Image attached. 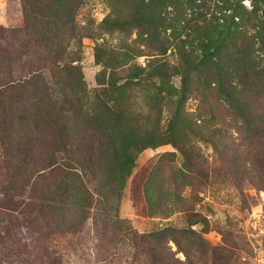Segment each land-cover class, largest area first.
<instances>
[{"label": "rangeland", "instance_id": "1", "mask_svg": "<svg viewBox=\"0 0 264 264\" xmlns=\"http://www.w3.org/2000/svg\"><path fill=\"white\" fill-rule=\"evenodd\" d=\"M116 1L84 0L75 15L74 39L63 43L66 54L57 64L61 68L51 72L54 64L45 62L44 51L36 56L24 47L28 39L21 0H0V58L8 57L0 63V82L23 81L42 68L51 88L47 94L64 107L60 113L63 134L73 143L64 148L52 120L31 115L34 109L28 97L33 96V86L22 84L0 98L4 106L14 92L23 98L0 112V264H152L153 251L139 241L166 227L187 230L178 235L182 248L190 252L189 259L173 242L167 244L181 264H264V154H248L245 146L232 153V143L237 141L234 125L213 120L209 128L222 126L228 131L226 139L215 150L194 138L192 169L198 171L191 173L171 137L157 143L171 124L182 77L170 76L165 84L152 78L148 84L122 82L110 87L113 77L126 76L119 67L126 60L116 64L113 60L123 57L126 46L141 50L134 62L125 64L132 68L135 64L147 71L148 64L161 58L171 69L182 71L183 61L189 59L197 66L193 72L195 68L207 78L212 73L232 85L238 83V73L245 74L244 63L252 62L264 87V0H230L228 9L219 0H175L180 14L170 3L159 11L152 9L158 12L151 21H159L161 34L169 40L163 56L158 54L161 36L151 38L146 31L139 37L133 29L127 34L103 25ZM117 8L124 13L126 5L114 11ZM197 10L208 12L206 17L217 24L221 39L213 38L215 32L194 19ZM217 40L220 49L208 52L204 45ZM149 44L153 49L148 51L145 45ZM205 57L213 62L207 67L199 63ZM65 66L68 69L62 70ZM193 72L189 76L195 81L200 75ZM213 85L211 81L213 94L208 95L206 106L210 114L242 126L229 116L232 112L225 104L218 106L224 103L223 97L218 99ZM162 86L171 88L175 96L169 97L165 88L157 90ZM188 96L185 116L194 123L201 119V94ZM40 98L44 99L40 104L46 105L42 92ZM124 121L149 132L143 143H157L135 151L127 175L115 152L117 135L128 127ZM154 126L157 134L152 140ZM67 171L79 174L93 197L92 209L87 208L89 213L78 223L66 217V208L74 201L65 186L75 185ZM147 192L156 202V212L163 208L160 214H153L147 205ZM178 195L193 209L188 214L179 211ZM194 212L201 214L202 223L191 218ZM198 239L203 246L197 247Z\"/></svg>", "mask_w": 264, "mask_h": 264}, {"label": "trees", "instance_id": "2", "mask_svg": "<svg viewBox=\"0 0 264 264\" xmlns=\"http://www.w3.org/2000/svg\"><path fill=\"white\" fill-rule=\"evenodd\" d=\"M127 4H123V0H117L115 4L112 6V13L105 17L103 21V25L108 28L115 27L121 33H127L133 29L137 31L136 35L141 37L142 33L147 31V34L153 37L161 36V40L158 43L159 49L158 54L163 56L167 53L169 40L167 37H164L159 28V21H151L152 14L158 9L162 10L165 7L166 3H170L171 6L175 9V11L180 14V8L175 0H148V3H145V0H125ZM223 3L222 6L228 7L230 4V0H219ZM84 0H21L23 19H24V28L26 30L25 37L28 39L26 46H24L27 52H32L38 56L39 53L44 51V55L42 56L45 62H50L54 64V68H50L49 70L53 72L55 69L59 70L60 66L57 64H62V58L66 54V48L64 44L66 42V38L69 40L74 39V27H75V15L78 9L83 5ZM126 5V10L123 11L121 9H115L117 6ZM157 7V8H156ZM156 10L151 12L152 9ZM228 9V8H227ZM156 11V15L157 12ZM208 12L201 10L194 14L195 20H200L203 25H206L211 31L213 30L216 34L213 38L221 39V33L219 30H216V25H212L214 22L211 20V17L208 18L206 15ZM126 15V16H125ZM159 20V19H158ZM208 30V29H202ZM146 34V33H145ZM148 40V39H147ZM137 42V41H135ZM150 42V41H149ZM209 42V41H207ZM220 40H217L214 45L205 44L204 47L208 49V52L211 48L220 49ZM145 48L148 50L153 49V45H145ZM125 49L127 52L123 54V57L120 59H113L116 63L119 60H126L125 64H128L127 61H135V59L139 56L138 48L133 50L130 49L129 46H126ZM148 50V51H149ZM202 51L206 53V50L202 47ZM138 52V53H137ZM155 59V58H154ZM154 62L147 65L148 70H143L141 67L133 68L131 65L127 66L125 64H120V68H124L126 72V76L119 78V76H115L110 80V87L117 88L119 83L128 84L130 83L133 86L141 85L142 81H146L145 83H149V80L152 78H157L161 80L162 83H166L167 79L170 76L178 75L182 77V85L180 90L177 93V97L174 99V113L171 118V124L167 127L166 131L162 134L161 139L157 143L165 142L163 139H167L171 137L174 143L173 145L180 152L181 157L184 162L189 165L191 173L197 172V169L194 168L193 160L191 158L195 157L194 150V138L200 139L206 143H208L212 148L218 150L223 141L226 139L228 131L222 126H216V129L211 130L209 128L210 123L213 120H218L221 123L227 124L228 126L234 125L235 133H237V138L234 146L230 151L232 153H237L236 148L243 147L247 149L248 154H256L257 157L259 155L264 154V87L262 83H260V78L262 79L261 74L255 70L253 63H244L245 74L238 73L240 71L239 68H236V73H238V83L232 85L229 81H224L221 77L217 78L213 76L214 74L208 73L210 77L207 78L202 72L199 74L198 70L193 67L196 65L195 62L190 61L189 59L183 61V64L186 66L182 71H178V67L175 69H171L166 60L161 58H156ZM8 60V57L0 58V63H5ZM199 63L207 67V64L213 63L212 59L205 57V59H201ZM135 67V68H134ZM66 70L67 66L63 67ZM134 69V70H133ZM46 70V69H45ZM37 74L30 76L23 81H9L0 82V98L5 96L7 90H12L21 86L22 84H27L33 86V96L28 97L29 100L32 101V106L34 112L31 115H34L36 118L42 119H51L53 125L58 129L57 137L61 141L60 143L64 146L72 145V141L63 134L61 121L62 116L60 117V113L64 109V107L60 104L57 105L56 102H53L50 94H47L51 88H49L48 83L46 82L44 73H42V68L38 69ZM198 73L200 76L195 81L190 78L189 73ZM3 73V72H2ZM6 74V73H5ZM144 74V75H143ZM204 77L202 84L200 85V78ZM10 80V78L8 79ZM211 81L213 87L217 90L218 99L222 96V100L224 103L218 104V106L226 105L228 111H231L232 114L229 116H234L240 120L242 126H238L233 119L230 120V123L225 121L223 118H218L217 115L210 114L209 110L206 108L209 97L212 96L213 91H209V86H211ZM126 82V83H125ZM262 82V80H261ZM165 87L157 88V90L163 91ZM194 88V89H192ZM199 92L201 94V104L199 107V115L201 119L195 120L194 123L189 118L185 116V103L188 99V95L191 92ZM214 90V88L212 89ZM16 92H20L19 90ZM41 92L45 97H47L46 105L40 104L44 101L43 98H40ZM165 92L168 93V96H175L171 92V88H165ZM2 96V97H1ZM221 98V97H220ZM22 96L19 93L13 94V96L9 97L6 101L8 106H4L0 104V112L6 110V108L11 109L16 106L19 101H22ZM23 101H26L24 98ZM28 101V100H27ZM12 102V104H11ZM34 102H37L38 105ZM5 107V108H4ZM228 114V113H227ZM0 115H3L0 114ZM208 118V119H207ZM124 123L128 126L124 132L117 135L116 143L118 145V149L116 152L118 165L123 166L121 171L126 173V175L130 172L131 164L133 163V156L135 151H139L149 145H156L157 143L146 142L143 143L144 137L149 132H140V128L132 122L124 121ZM239 123V124H240ZM212 126V125H211ZM157 134V130L155 126L151 130L150 139L154 140L155 134ZM170 139V138H169ZM231 146V147H232ZM229 148V147H228ZM194 159V158H193ZM257 160H259L257 158ZM237 161V159L233 158V162ZM126 165H130L128 170L124 168ZM264 166V165H262ZM263 168V167H262ZM244 173L247 174L246 170H243ZM199 173V172H198ZM67 176L72 183L67 186V191L71 194L70 199L74 201V204L69 203L68 208H66V215L68 220H72L73 222L78 223V221L85 217L89 213L86 209L90 210L93 207V197L87 188L86 184L83 182V178L80 177L79 174H72L67 171ZM201 176V174L199 173ZM203 175V174H202ZM188 176L184 177V181H187ZM192 178V177H190ZM204 178L207 180L208 175H205ZM187 183V182H186ZM188 185V184H187ZM148 192L146 193V195ZM176 203L180 205L179 210L181 213L188 214V212L193 209H189L186 207V203L184 198L181 195L176 196ZM147 205L149 208L154 209L155 201L150 197L146 196ZM80 204L76 206L75 204ZM162 209V210H161ZM168 207H165V210H168ZM183 209V210H182ZM154 209L153 214H160L161 211H164L163 208H159V212ZM169 211V210H168ZM164 213V212H163ZM201 214L194 212L191 214V218L195 219V223H202L203 218L200 216ZM185 229H173L171 227H166L165 229L158 230L155 233H152L148 239L145 237H141L139 243L141 247H145L148 250L153 251L154 255L151 256L152 264H181V262L173 257V252L171 248L167 245L169 242H173L177 247V250L184 253V255L189 259V251L185 250L181 246L180 237L186 232ZM199 243L197 247L203 246V242L201 239H198ZM156 245L159 247V251H157ZM203 251V247L201 248ZM215 263V262H213Z\"/></svg>", "mask_w": 264, "mask_h": 264}]
</instances>
